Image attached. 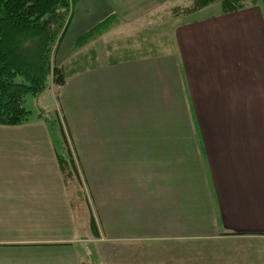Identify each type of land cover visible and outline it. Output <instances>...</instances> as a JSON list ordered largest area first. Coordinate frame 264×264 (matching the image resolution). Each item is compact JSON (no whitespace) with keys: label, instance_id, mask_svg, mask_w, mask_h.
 <instances>
[{"label":"crops","instance_id":"crops-1","mask_svg":"<svg viewBox=\"0 0 264 264\" xmlns=\"http://www.w3.org/2000/svg\"><path fill=\"white\" fill-rule=\"evenodd\" d=\"M161 4L165 5L163 0ZM118 6L113 5L111 12L85 26L83 33L115 14L120 18L110 30L85 43L81 47L83 60L73 65L75 71L70 79L83 78V86L78 87L83 92V100L78 99L73 84L69 86L72 90L67 104L71 101L79 108L84 139L71 127L77 123L72 121L70 113L65 115L61 106L71 140L75 135L86 144L92 135L97 146L87 147L84 153L81 150L80 168L90 186L93 202L98 197L100 214L95 203L94 208L99 227L122 240L163 239L187 243L188 239L197 238L233 239L243 246L247 245V240L264 242V232L249 230L252 222L264 224V122L257 123L249 117L247 84L227 85L225 80L231 79L232 72L225 74L224 70H217L213 61L216 57L208 50L204 53L197 40L192 45L188 29H184L187 36L183 39L180 38L181 30L178 31L173 41L174 53L156 58V36H161L160 31L166 26L165 19L157 21V17H161L159 12L164 10L155 7L145 18H137L145 24V32L139 34L125 31L130 24L129 11ZM86 12L91 15L90 9ZM254 15L262 25L257 9L247 10V24ZM236 16L232 19L221 14L227 18L222 23H227V29L229 26L233 33ZM117 31L123 39L117 38L115 45L133 43L131 38L137 37L142 48L127 46L112 55L114 46L106 37ZM125 35L129 36L126 40ZM76 40L72 42L70 55L81 51L75 47ZM171 44L167 37L161 51ZM259 50L264 52V45ZM253 52L255 56L247 59L253 62L261 59L258 51ZM239 55L245 59L241 53ZM175 81L181 85L179 99L171 89ZM230 88L234 93H229ZM63 89L64 92L66 87ZM235 94L241 99H234ZM256 105L261 107L259 103ZM193 108L194 116L191 114ZM210 109L213 114L218 110L228 130L215 134L217 125L208 116ZM188 121L196 140L195 157L166 160L155 155V138L146 135H164L163 139L169 140L174 128L180 130L179 135L184 133L189 128ZM43 123L34 120L25 125L28 127L24 131L23 126L0 127V131L32 135L34 129L40 133ZM45 130L48 145L42 150L39 144L38 148L28 146L29 141L24 137L0 135V155L12 161L0 165L2 250H52L58 246L48 245L68 243L79 235L61 179L57 149L50 129ZM124 135H130L133 141L123 148L119 139ZM35 136L38 135H32L29 140ZM137 140L142 148L134 152ZM52 167L57 172L54 186ZM90 170L96 171L98 184L89 180L92 179ZM215 171L221 172L220 179ZM90 184L97 190L93 192ZM57 219L66 220L68 229L63 225L57 227ZM39 220L46 221L42 227L36 225L35 221Z\"/></svg>","mask_w":264,"mask_h":264},{"label":"rangeland","instance_id":"rangeland-1","mask_svg":"<svg viewBox=\"0 0 264 264\" xmlns=\"http://www.w3.org/2000/svg\"><path fill=\"white\" fill-rule=\"evenodd\" d=\"M189 1L190 0H171L170 6L174 7L184 6L186 4L188 5ZM118 4H121L119 0H83L78 5H75V7L73 8L75 11L73 20L63 39V43L60 49L61 51L57 55L59 60L66 58V62H70V64H72V59L76 57L77 61H82V56L84 54V49H82L83 47L78 53H72V55H70L69 50L71 49V47H73L72 42L74 43L76 37L80 36L79 34L85 32V26L87 27L93 24L94 20H99L101 16L103 17L107 15L109 12H111V10H113V5L116 7V5ZM124 6L128 7V9L130 10V12L127 13L130 15V17L128 18L130 20V24L125 28V31H133L134 33L138 32L139 34H143L145 32V24L143 21H139L137 18H139L140 20L142 18H145L146 16H148V13L151 9L155 7L160 8L162 4L161 0H127L126 5H123V7ZM258 7L262 8L264 17V4H260ZM87 9L91 10L90 16L89 12H86ZM220 11L221 6L216 5L197 14L192 18H188L189 20L182 21L179 26L172 25L170 30L167 29V26L163 27L160 31V34L161 36L169 35V41L171 39V41L173 42L175 38H177L178 31L181 30V39H183L188 34V36L191 37L190 39L192 40V45L196 40L200 42L202 45V51L204 53H206L208 50L216 57L213 58V61H215V64H217V70H224L225 74L227 72H232L231 79L225 80L227 81V85L231 83L230 85L232 87H237L247 84V93L245 94L247 95V105H249V117H251V121H257V123H259V121L264 122V52L262 51L263 49L259 50L264 45V23L262 28L261 23L254 15L250 17V22L249 24H247L246 10L244 12L235 14L237 16L236 20H233V23L236 27V30L233 33L231 32V28L229 26L227 29V23H222V21H226L225 19L227 18L221 17ZM243 13L246 14L241 16ZM141 14H144L142 18H140ZM235 15L230 17L234 19L233 17H235ZM82 23L84 24V26H79V24ZM184 29H188L187 34ZM119 37L121 40L123 39V36L118 31L116 33H110L106 37V40L114 46L112 55H117L123 47L127 48V46H131L132 48L136 49L142 48V44L139 43L137 37L131 38L133 40V43L115 45V41ZM128 37V35H125L124 40H126ZM230 40H232L233 43H230ZM187 44L190 43L187 42ZM253 51H258L261 54V59L254 60L255 62H253V60L247 59V57L249 58L255 56V53ZM239 53H241L245 59H243V57H241ZM73 84L75 85V92L78 94V99L83 100V92L78 88L83 86V78H81L80 80L72 78L68 81L66 90H64V92L61 91L60 88L53 87L51 89V93L54 94V97L52 96L49 101H47V103L49 104L48 108L51 109L50 114L54 113L56 110H59V108L57 107L60 103L65 112V115H67V112L70 113L69 116L72 118V121L77 123L71 125V127H74L73 129H76L81 134L78 135L79 138L84 139V135H82L83 128L81 123L83 122V119H79V108L74 106L71 101H69V105L67 104L69 100L68 98L71 97L70 92L72 90V87L69 86ZM179 84L180 83H177L175 81L173 86H171L172 92L173 94H175V97L177 99H179L181 91V85ZM248 88H250L252 91ZM229 93H234V90L230 88ZM242 95H244V93H241V96ZM64 96L65 99L63 100ZM241 96L239 94H235L234 99H241ZM29 98L27 100L28 103L26 107L27 109L32 111L35 110L36 112V98ZM40 100L42 101V99ZM256 103H259L261 107L257 106ZM40 104H43V102ZM174 104L175 103H173V105ZM168 110H171V108H168ZM209 111L210 112L208 116L216 121L217 126L215 129V134L221 133V130L229 129L227 124L222 123L224 121L222 120L221 115L218 113L217 109H215L214 114L211 112V109ZM191 114L194 116V108L192 109ZM57 122H60V127L62 126L65 129L66 133H68L67 125L64 120L60 118V120L57 119ZM47 124L44 121V123L40 125L42 127L40 133L34 129L32 135H38L34 137L35 139H37V141L35 139L29 140L32 135L26 133L24 135L23 132L0 131V135H14L24 137L26 142L29 141L28 146L38 148L39 144V150H42L46 147V145H48L46 144L47 135L45 129L50 128L49 126H47ZM178 124H180L179 121ZM187 124H189V128L181 135H179L180 130L178 128H174L173 135H169L168 137L169 140L163 139L164 135H146L155 138V155H157L160 159L166 160H170L171 158L183 160H191V158L193 159L195 157V149L197 148L196 140L192 133L193 130L191 122L188 121ZM27 127L28 126H23L22 131L27 129ZM59 130L60 128H58V133ZM42 133L44 134L42 135ZM14 136H12L11 138L14 139ZM90 136L92 137V135H89V137ZM95 136L98 137V135ZM124 136L125 137L119 139L120 147L123 148L125 146H128L127 143L131 144V142L133 141L129 138L130 135ZM91 137L90 140H86V144H84V142L76 139L75 135H73V141L76 149L75 151V149L73 148L75 151L73 153L70 142L71 139L68 136V141L65 140L63 143L65 149L67 150L66 153L68 152L69 155L75 158L74 161L76 160L80 163L83 158L82 152L84 153V149H87V147L93 149L97 147L95 141L91 139ZM126 140H128V142ZM139 141L140 140H137L134 143L136 147L133 150L134 152H139V149L142 148V143H140ZM6 142L9 141L7 140ZM76 152L80 155H76ZM152 153H154V151ZM8 162L11 163V159L6 155L1 154L0 165ZM89 172L90 174L92 173V179H89V177L87 178L90 181L95 180L98 184L99 177L94 175L96 171L90 170ZM216 172L217 178L220 179L222 177L221 172L215 171V173ZM82 174L84 173L82 172ZM51 175V181H53L54 186L57 182V172L53 169V167L51 168ZM83 178L85 179L86 184L87 179L85 177V174L83 175ZM61 179L63 180L62 174ZM90 185L93 192L97 190V188L93 187L92 184ZM76 186L77 193L79 194V184L76 183ZM257 187L260 186L258 185ZM83 189L84 191H87L86 195L89 196L88 193L91 192V189L88 182L86 184V188L84 183L82 184V190ZM212 193L211 196L213 195L214 197V192L212 191ZM62 199L63 198L60 199L61 203L64 201H62ZM54 202L56 204V201ZM90 203L93 204V207L95 203V207L100 214L98 197H96V199L94 198L93 202L92 193ZM255 207L256 205L254 204L253 208ZM95 211L96 210L94 208V212ZM96 212L95 216L97 215ZM57 220L59 221L55 222V225L57 227L58 225H63L66 229H68L69 225L66 223V220ZM35 222L36 225H40L42 227L43 222L46 221L39 220ZM249 230L264 232V224L252 222ZM121 238L122 237H116V235L113 233L108 234L105 231L101 230V238L95 239L90 231L86 229L85 234H79L76 237H72L71 241L67 243L70 245L66 247L58 246L52 250L34 249L29 251H12L8 249H0V264H264V242H258L255 240H247V245L243 246L244 244H242V242H238L233 239L222 240L197 238L188 239L187 243H181L177 240H122Z\"/></svg>","mask_w":264,"mask_h":264},{"label":"trees","instance_id":"trees-1","mask_svg":"<svg viewBox=\"0 0 264 264\" xmlns=\"http://www.w3.org/2000/svg\"><path fill=\"white\" fill-rule=\"evenodd\" d=\"M81 1L83 0H0V126L16 128L30 124L34 120L49 123L47 126L51 129L53 143L57 149L59 168L79 234H85L87 229L95 239H100L101 228L93 204L90 203L91 192L88 196L87 191L82 190V184L84 183L86 188L87 182L85 184L80 163L66 153L63 144L65 140L68 141V136L72 139V135L66 133L65 129L60 127V122H57V119H63L61 104L57 103L59 110L50 114L51 109L47 103L52 96L54 97L51 89L53 87L65 89L75 71L73 65L77 58H73L70 64L64 58L59 60L57 55L73 20L75 13L73 8ZM119 1L121 2L118 4L119 7L130 12L128 7H123L127 0ZM163 2L165 5L160 8L164 11L159 12L161 17H157V21L165 19L166 26L169 25L168 30L172 25L179 26L182 21L189 20L188 18L216 5L221 6L220 12L226 17L257 9L261 13L262 25L264 23L262 8L258 7L264 4V0H190L188 5L174 7L170 6L171 0ZM143 15L141 14L140 18ZM119 21V16L115 14L99 22L77 38L75 47L80 49L103 31L110 30L113 24ZM168 36H156L154 45L156 58L166 53H174L173 42L167 49L161 51L162 42H165ZM29 97L36 98V112L26 107ZM42 102L43 104H40ZM63 120L67 125L66 120ZM70 142L74 153L75 145L73 140ZM76 183L79 184V194ZM69 245L62 243L48 246Z\"/></svg>","mask_w":264,"mask_h":264}]
</instances>
